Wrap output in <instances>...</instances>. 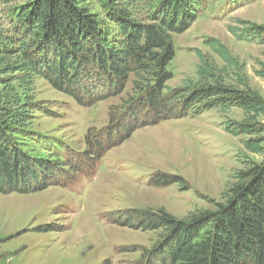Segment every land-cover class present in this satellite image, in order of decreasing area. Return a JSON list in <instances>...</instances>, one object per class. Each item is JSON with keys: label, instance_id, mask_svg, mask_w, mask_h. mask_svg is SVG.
<instances>
[{"label": "trees", "instance_id": "1", "mask_svg": "<svg viewBox=\"0 0 264 264\" xmlns=\"http://www.w3.org/2000/svg\"><path fill=\"white\" fill-rule=\"evenodd\" d=\"M0 1H22L10 9L9 30L0 31V194L71 187L139 129L238 108L243 118L228 120L225 129L244 136V151L263 158L244 160L213 208L178 217L164 207H135L107 212L106 220L157 234L150 248L140 247L137 264H264V97L249 83L245 63L214 37L205 44L222 65L196 50L198 79L168 86L174 35L194 24L205 0H98L103 18L82 0ZM238 24L229 26L236 39L264 45V25ZM256 74L264 78V67ZM36 77L79 105L119 97L129 82L132 88L110 107L104 128L88 131L86 151L64 160L26 147L36 140L30 129L39 108L30 95ZM173 184L189 186L161 171L148 178L153 187Z\"/></svg>", "mask_w": 264, "mask_h": 264}, {"label": "rangeland", "instance_id": "2", "mask_svg": "<svg viewBox=\"0 0 264 264\" xmlns=\"http://www.w3.org/2000/svg\"><path fill=\"white\" fill-rule=\"evenodd\" d=\"M82 1L103 18L98 0ZM21 2L0 1V31L9 30L10 9ZM239 20L264 25V0H205L194 24L174 35L176 55L168 66L173 73L168 86L198 79L196 50L210 54L222 65L205 44L207 38L214 37L245 63L249 83L264 97V78L256 74L264 67V45L236 39L229 26H240ZM131 88L129 82L119 97L79 105L36 77L30 95L39 108L33 112L30 129L37 141L29 140L26 147L36 155L53 152L60 159H77L87 149L88 131L104 128L110 107L120 104ZM242 118L243 111L232 108L145 127L108 151L94 175L80 177L71 187L0 194V264H137L140 247L150 248L157 234L111 224L106 213L164 207L184 217L197 209L213 208L243 168V161L263 158L244 151V136L226 131L228 120ZM259 119L264 123V116ZM156 171L180 175L189 184L187 190L179 184L149 186L148 178Z\"/></svg>", "mask_w": 264, "mask_h": 264}]
</instances>
